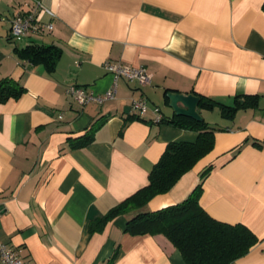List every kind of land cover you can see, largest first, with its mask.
Wrapping results in <instances>:
<instances>
[{
    "label": "crops",
    "instance_id": "1",
    "mask_svg": "<svg viewBox=\"0 0 264 264\" xmlns=\"http://www.w3.org/2000/svg\"><path fill=\"white\" fill-rule=\"evenodd\" d=\"M40 1L55 14L53 28L15 39L10 19L33 0H0V80L26 88L0 102V241L27 264H186L163 234L128 233L127 214L89 230L92 220L147 184L168 142L197 138L195 130L153 121L150 110L143 119L131 116L130 100L143 97L174 117L166 89L227 105L250 94L256 105L230 118L219 105H197L215 127L213 148L143 209L182 201L211 165L200 204L258 237L230 264H264V0ZM29 44L61 48L53 72L19 56ZM106 61L143 65L151 80L119 78L111 99L73 100L68 85L95 93L110 87ZM93 124L92 141L72 147L70 137Z\"/></svg>",
    "mask_w": 264,
    "mask_h": 264
},
{
    "label": "trees",
    "instance_id": "2",
    "mask_svg": "<svg viewBox=\"0 0 264 264\" xmlns=\"http://www.w3.org/2000/svg\"><path fill=\"white\" fill-rule=\"evenodd\" d=\"M18 53L24 60L43 64L51 73L62 50L54 44H29L18 48ZM25 91L26 88L18 80H0V102L19 98ZM169 91L171 90L166 89L165 94ZM196 95L199 97V106L212 108L219 105L222 115L228 118L232 117L238 108L257 103V97L250 94L236 96L231 105L203 94ZM130 114L139 118L133 113ZM161 121H170L179 127L195 130L196 140L168 142L149 171L147 184L109 208L104 215L92 220L89 230H100L110 219L127 214L129 217L125 230L128 233L163 234L181 252L186 264H230L245 255L258 242V237L243 223H229L214 218L200 204L202 183L211 165L201 171L200 181L182 201L156 210L143 209L154 196L168 191L178 178L191 169L214 145L215 127L203 117L196 120L187 116L163 115L159 122ZM95 128L96 125L93 124L80 134L70 137L72 147H83L91 142ZM115 254L114 251L108 263L114 259Z\"/></svg>",
    "mask_w": 264,
    "mask_h": 264
},
{
    "label": "built area",
    "instance_id": "3",
    "mask_svg": "<svg viewBox=\"0 0 264 264\" xmlns=\"http://www.w3.org/2000/svg\"><path fill=\"white\" fill-rule=\"evenodd\" d=\"M25 8H21L10 19V34L13 38H23L32 34H39L49 31L53 28L50 18L54 12L43 5L40 0H33L31 4L25 3ZM44 15L49 16L44 20ZM104 68L113 76L112 84L102 93H95L84 86L68 85L67 94L81 105L89 102H103L115 96L117 91V82L119 78L127 81L137 82L139 85H145L150 82L151 74L145 66H130L120 61H106ZM131 113L139 118H144L150 110L153 114V121L159 122L163 117L162 111L157 105H150L143 97H132L130 100ZM0 264H27L5 243L0 241Z\"/></svg>",
    "mask_w": 264,
    "mask_h": 264
},
{
    "label": "water",
    "instance_id": "4",
    "mask_svg": "<svg viewBox=\"0 0 264 264\" xmlns=\"http://www.w3.org/2000/svg\"><path fill=\"white\" fill-rule=\"evenodd\" d=\"M166 96L169 99V106L172 108L174 116H187L196 120L202 119L201 114L196 109L199 102L197 95L169 91Z\"/></svg>",
    "mask_w": 264,
    "mask_h": 264
},
{
    "label": "rangeland",
    "instance_id": "5",
    "mask_svg": "<svg viewBox=\"0 0 264 264\" xmlns=\"http://www.w3.org/2000/svg\"><path fill=\"white\" fill-rule=\"evenodd\" d=\"M203 117V116H202Z\"/></svg>",
    "mask_w": 264,
    "mask_h": 264
}]
</instances>
